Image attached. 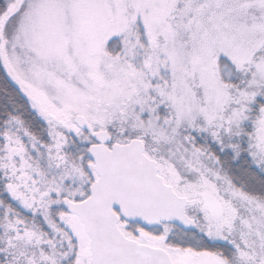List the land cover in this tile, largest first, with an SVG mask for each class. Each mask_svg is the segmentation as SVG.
Wrapping results in <instances>:
<instances>
[{
	"label": "snow or ice",
	"instance_id": "1",
	"mask_svg": "<svg viewBox=\"0 0 264 264\" xmlns=\"http://www.w3.org/2000/svg\"><path fill=\"white\" fill-rule=\"evenodd\" d=\"M0 264H264V0H0Z\"/></svg>",
	"mask_w": 264,
	"mask_h": 264
}]
</instances>
